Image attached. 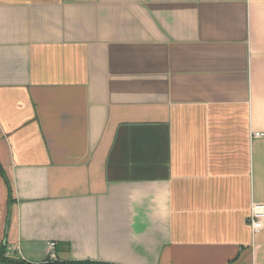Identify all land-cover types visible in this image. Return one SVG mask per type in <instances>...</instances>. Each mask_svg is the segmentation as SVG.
<instances>
[{"label": "crops", "instance_id": "0c3cea01", "mask_svg": "<svg viewBox=\"0 0 264 264\" xmlns=\"http://www.w3.org/2000/svg\"><path fill=\"white\" fill-rule=\"evenodd\" d=\"M254 132L264 0H0L6 257L264 264Z\"/></svg>", "mask_w": 264, "mask_h": 264}, {"label": "built area", "instance_id": "2783aa9c", "mask_svg": "<svg viewBox=\"0 0 264 264\" xmlns=\"http://www.w3.org/2000/svg\"><path fill=\"white\" fill-rule=\"evenodd\" d=\"M252 138L261 139L264 138V132H254ZM264 207L261 205H254L251 209L250 226L254 236L258 235L264 230ZM55 245L51 246V250H55ZM52 258H55V254L51 253Z\"/></svg>", "mask_w": 264, "mask_h": 264}, {"label": "trees", "instance_id": "16d2710c", "mask_svg": "<svg viewBox=\"0 0 264 264\" xmlns=\"http://www.w3.org/2000/svg\"><path fill=\"white\" fill-rule=\"evenodd\" d=\"M19 260L17 259H10L6 257V247L5 245L0 247V263L1 264H32L28 263L26 261H21L18 262ZM48 260H46L44 263L41 264H97V263H92V262H77V261H53L46 263Z\"/></svg>", "mask_w": 264, "mask_h": 264}, {"label": "rangeland", "instance_id": "374dc122", "mask_svg": "<svg viewBox=\"0 0 264 264\" xmlns=\"http://www.w3.org/2000/svg\"><path fill=\"white\" fill-rule=\"evenodd\" d=\"M55 258H51V260H54ZM50 259H48V261L46 263H49V262H53L51 261ZM21 261H24V260H19L18 262H21Z\"/></svg>", "mask_w": 264, "mask_h": 264}, {"label": "water", "instance_id": "95a60500", "mask_svg": "<svg viewBox=\"0 0 264 264\" xmlns=\"http://www.w3.org/2000/svg\"><path fill=\"white\" fill-rule=\"evenodd\" d=\"M1 264V263H0Z\"/></svg>", "mask_w": 264, "mask_h": 264}]
</instances>
